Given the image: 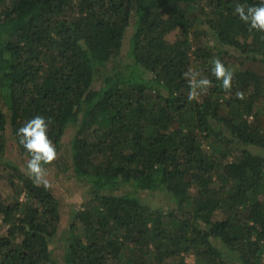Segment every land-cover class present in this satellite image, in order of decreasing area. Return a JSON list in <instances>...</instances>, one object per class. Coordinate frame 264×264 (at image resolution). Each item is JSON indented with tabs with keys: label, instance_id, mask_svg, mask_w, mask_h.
Returning <instances> with one entry per match:
<instances>
[{
	"label": "trees",
	"instance_id": "trees-1",
	"mask_svg": "<svg viewBox=\"0 0 264 264\" xmlns=\"http://www.w3.org/2000/svg\"><path fill=\"white\" fill-rule=\"evenodd\" d=\"M237 3L260 0H0V172L22 184L0 194V264H264V32ZM186 72L212 82L198 99ZM37 115L46 168L73 127L65 170L91 195L62 239L56 195L6 160L8 136L26 157L17 131Z\"/></svg>",
	"mask_w": 264,
	"mask_h": 264
},
{
	"label": "clouds",
	"instance_id": "clouds-1",
	"mask_svg": "<svg viewBox=\"0 0 264 264\" xmlns=\"http://www.w3.org/2000/svg\"><path fill=\"white\" fill-rule=\"evenodd\" d=\"M234 12L239 19L249 26V30L264 32V0L255 6H246L237 3ZM212 75L217 81H220V87L224 91H230L234 79L233 71L225 67L220 59L213 61L211 69ZM185 77L188 79L190 91L189 100L198 99L200 91H207L211 86V81L207 78H199V73L186 72ZM239 99H243V93H237ZM51 121L43 115H37L28 120L17 131L19 144L25 149L26 166L23 169L32 182L37 186L49 187L46 179V165H51L58 156L53 141L49 138L48 131Z\"/></svg>",
	"mask_w": 264,
	"mask_h": 264
},
{
	"label": "rangeland",
	"instance_id": "rangeland-1",
	"mask_svg": "<svg viewBox=\"0 0 264 264\" xmlns=\"http://www.w3.org/2000/svg\"><path fill=\"white\" fill-rule=\"evenodd\" d=\"M128 49V40L125 41V46L122 50L121 56L125 58ZM234 68L242 67L243 64L240 62L234 63L232 65ZM75 134L73 127H69L63 138V153L58 157V160L47 169L46 179L49 182V187L56 195L60 202V210L62 215L61 226H60V236L66 237L70 231L69 226L73 222L74 214L77 208L82 207L90 199L91 195L89 194V188L85 187L83 183L78 181L74 176L71 170H65V162L69 161L68 151H70L71 141ZM65 159H63V158ZM6 160L12 161L21 167L23 170L26 166V157H23L15 142L8 136L7 142V152ZM0 175L3 179L0 181V194L7 199H11L15 195L16 189H21L22 184L19 180L16 179V188H12L10 177L13 174L10 172V169H5L0 172ZM26 192L21 194V199L25 200ZM138 197L143 203L151 205L153 208H164L168 209L173 207L174 203L171 202V199L168 195L163 192H149V191H139ZM5 230V227L0 223V232ZM58 239H55L53 246L57 252L61 246V242ZM187 262L192 264L195 262L194 256L190 255L187 257Z\"/></svg>",
	"mask_w": 264,
	"mask_h": 264
}]
</instances>
